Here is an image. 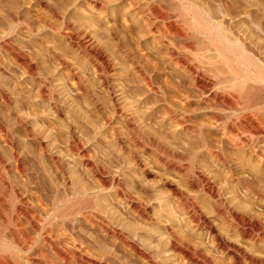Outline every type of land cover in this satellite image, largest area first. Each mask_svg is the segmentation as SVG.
Listing matches in <instances>:
<instances>
[{
    "label": "rangeland",
    "instance_id": "1",
    "mask_svg": "<svg viewBox=\"0 0 264 264\" xmlns=\"http://www.w3.org/2000/svg\"><path fill=\"white\" fill-rule=\"evenodd\" d=\"M92 1L0 0V36L4 35L7 40L6 46L0 45V118L10 116L13 107L16 113L26 117L32 131L40 138L30 140L19 125H14L10 131L16 145L23 151L24 165L32 171L31 174L28 171L29 176L43 181L47 173L61 183L50 162L52 152L65 158L68 171L72 173L71 179L83 186L92 184L93 180L79 160L72 156L69 146L73 136L80 140L93 162L115 174L121 194L100 193L98 205L101 202L99 207L104 214L107 212L105 215L115 228L144 247L150 254V261H143L129 246L102 231L95 230L94 233L87 223L76 219L71 224L73 227L69 226L73 231L87 234L91 241L95 239L102 249L112 253V258L105 260L107 264H238L234 253L239 249L241 264H264V223H260L264 220L263 199L247 195L239 184L228 180L225 168L200 149L196 125L188 123V131H184L173 122L171 124L166 118L169 114L163 112L164 105L178 109L179 97L190 95L193 101L185 108L192 111L196 122L203 121L204 127L200 129L203 138L224 148L225 155L234 159L236 165H233L239 168L237 172L241 177L253 181L252 171L261 173L254 176V182L257 178L255 183L264 189V170L259 161L252 158L250 151L248 154L249 148L244 151L233 149L214 127L205 124L210 110L194 96L190 78L183 68L168 61L163 39L143 23L141 16L146 10L140 9L142 5L133 7L127 0ZM95 2L99 3L98 8L92 7ZM259 4L264 5V1ZM246 21L251 25L243 22L245 28L253 25ZM70 31L76 34L74 38L67 35ZM262 33L246 47L264 63ZM174 42L181 41L177 38ZM14 49L31 65L30 73L26 64L13 54ZM130 60L136 65L140 62L139 66L154 76L153 79L150 75L153 82L156 79V84L166 86L168 97L163 104L146 89ZM108 61L113 68L110 74L105 71ZM228 76L233 78V75ZM226 113L221 111V117ZM129 119L134 122L133 127L129 125ZM41 140L47 147L44 152L39 145ZM150 141L154 146L162 144L169 160L165 159L166 155L159 159L151 148L148 149ZM191 152L197 155L193 165L189 166L184 156ZM0 156L9 160V150L2 142ZM243 165L247 167L242 169ZM195 176H204L213 182L225 202L217 207L197 186L199 177L194 179ZM11 178L17 181L13 171ZM165 180L177 186L191 198L190 201L173 197L164 184ZM126 195L135 202L145 203L147 215L140 218L127 205ZM10 197L7 192L4 194L8 205L13 204ZM226 208L249 217L250 223L243 227L245 233L232 215H228L230 212ZM4 237L7 239V233ZM7 244H10L8 239ZM182 249L186 258L180 255Z\"/></svg>",
    "mask_w": 264,
    "mask_h": 264
},
{
    "label": "bare ground",
    "instance_id": "2",
    "mask_svg": "<svg viewBox=\"0 0 264 264\" xmlns=\"http://www.w3.org/2000/svg\"><path fill=\"white\" fill-rule=\"evenodd\" d=\"M127 1L133 7H136L138 4L143 6L140 9L144 8L142 11L146 10V12H142L141 19L149 27L150 31L159 36V39H163L168 61L174 66L183 68V72L185 71L188 74L194 91L191 90L195 92L194 96L204 103V105L206 104L211 112L205 124L212 127V129L214 127L233 149L244 151L243 149L249 148L247 150L248 154L250 151L252 158L257 159L260 163L258 164L264 170V63L260 62L256 56H253L246 47L248 42L254 40L257 35L261 37L262 32H264V5L259 4L264 0ZM97 3L95 2L93 6H90L97 7L99 4ZM245 17L248 19H245ZM243 19H245L246 23ZM246 20L253 23V25L245 28L243 22L249 24ZM67 35L74 38L76 34L70 31ZM177 38L181 41L178 44L175 43L176 41L174 42ZM6 44L7 40L5 36L1 35L0 45L3 47ZM12 52L19 61L26 64L30 73L32 67L27 63L25 58L15 49ZM130 62L146 89L148 88V91L152 95H155L156 101H160L163 104L165 97H168L166 86H161L158 82L156 84V79L153 82L154 76L148 74L143 66H139L140 62L137 63L138 65L134 64L132 60ZM111 67L112 65L110 66L109 61L108 63L106 62L105 71L109 72V74L113 69ZM228 74L230 76L233 75V78H230ZM150 75L153 76V79ZM103 80L105 81L104 78ZM179 99L181 104L177 106L178 109H174L172 105H164L163 107V112L169 114V116L166 115L169 122H173L175 126H179L184 131H188L189 125L195 124L199 130L200 139L198 144L200 149H203L216 164L222 166L223 169L225 168L228 180L239 184L244 188V193L247 195L260 196L263 202V186L260 188V185L255 183L257 178H255L254 182V176H260L261 173L252 171L254 173V176H252L253 181L252 178L250 181L248 178L241 177V174L237 172L239 168L237 169V166H234L236 165L234 159H230L225 155L224 148L212 145V143L207 142L203 138L204 135H201V128L204 127L203 121L202 123L196 122L197 118L193 119L192 111L185 108L193 101L190 95L183 94ZM221 111L227 112L223 118L221 117ZM10 112V116L0 118V142L9 150V160H4L0 156V187L2 188V192H0V264H107L105 260L108 261L106 258H112V253L105 248L102 249V246L100 247L97 244L98 241L95 242V239V243L91 241V238L89 239L86 236L87 234L84 235V233L73 231L69 226L76 219L87 223L91 230H94V233L98 230L102 231L105 235L110 236V238L113 237L124 245L129 246L143 261L149 263L150 254H148L144 247L133 239L131 240L125 232L120 231L121 229L115 228L110 218L107 217L108 215H105L107 212L104 214L99 207L101 202L98 205L100 193L113 192L114 194L112 195L115 196L121 194L122 191L118 188L119 184L115 181V174L95 163L96 161L93 162L80 140L73 136V138L71 137L72 141L69 146L72 156L79 160L86 174L93 180L92 184L94 185L83 186L80 183H76L75 179H71L72 173L70 174L71 171H68L69 164L67 165L65 158L52 152L49 155L50 162L55 173L61 179V183L58 184L47 173H45L43 181L35 180L33 176L30 177V172L32 171L28 170L29 168L24 165V161L22 160L23 151L16 145V141H14L10 131L14 125H19L24 129L25 136L30 138V140L36 139L37 134L34 133L35 131H32L26 117L19 115L20 113H16L17 111L13 107L10 108ZM128 121L129 125L133 127L134 122L130 119ZM134 128H136L135 125ZM133 129H131V132H134ZM136 134L137 132L135 136H137ZM38 139L40 140L39 137L36 140ZM44 142L43 140L40 143L38 142L43 152L47 148ZM158 144L160 143L158 142ZM147 145L149 147H146L148 149L151 148L150 150L155 152L156 156L160 157L159 159H163V156L168 155L163 150L162 144H155L154 146L152 141H150ZM196 155L195 152H191L184 156L189 161V166L193 165L192 161L196 158ZM166 156L165 159H168L169 155ZM182 161L184 162V159ZM242 167L244 169L247 166L243 165ZM12 171L15 173L17 181L12 180ZM198 177L199 179H196L198 181L197 186H200L216 205L223 204L225 201L223 202V196L217 186L204 176ZM198 177L195 176L194 179ZM164 184L173 197L176 196L177 199L179 197L186 200V202L190 201L191 198L185 196L177 189V186L172 185L167 180L164 181ZM193 184H195V181ZM6 192L13 199L12 205L6 204L4 200ZM126 197L127 205L140 218L147 215V205L145 203L135 202L136 200L133 201L129 195H126ZM104 202L106 203V201ZM226 209L230 212L228 215H232L235 222L239 224L238 227L241 226V230L244 232L243 227L250 221L249 217L233 209ZM260 223H264V220H260ZM4 233H7V239L10 244L6 245L7 239L4 237ZM221 243L224 244L223 241ZM175 246L174 243L173 247ZM240 250H236L234 253V258L239 262L238 264H241ZM185 253L182 249L180 255L182 254L186 258Z\"/></svg>",
    "mask_w": 264,
    "mask_h": 264
}]
</instances>
